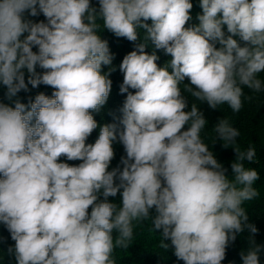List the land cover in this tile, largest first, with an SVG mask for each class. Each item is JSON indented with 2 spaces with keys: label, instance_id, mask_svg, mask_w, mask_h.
Instances as JSON below:
<instances>
[{
  "label": "clouds",
  "instance_id": "clouds-1",
  "mask_svg": "<svg viewBox=\"0 0 264 264\" xmlns=\"http://www.w3.org/2000/svg\"><path fill=\"white\" fill-rule=\"evenodd\" d=\"M98 2L99 10L90 0H0V83L7 98L29 84L55 89L28 105L0 103V223L15 242L7 253L16 264H116L114 249L128 248L133 222L150 219L154 208L161 248L170 240L185 264H221L237 233L257 232L244 207L259 196V173L245 163L255 162L256 149L236 144L240 133L228 119L217 123V137L236 154L230 179L201 138L203 113L195 103L185 111L180 84L188 78L185 92L234 113L243 107L242 86L260 92L264 0H201L199 25L189 28L190 0ZM25 12L42 13L47 23L26 20ZM100 21L130 42L138 40V29L146 31L145 42L120 64V91L128 93L119 132L126 156L123 168L111 171L117 126H102L96 142L85 143L98 126L91 112L107 102L112 86L102 74L113 57L98 35ZM149 41L172 57L171 73L145 51ZM61 156L82 163H58ZM118 193L121 204L109 202ZM252 244L241 254L243 264H259L261 247Z\"/></svg>",
  "mask_w": 264,
  "mask_h": 264
},
{
  "label": "trees",
  "instance_id": "trees-1",
  "mask_svg": "<svg viewBox=\"0 0 264 264\" xmlns=\"http://www.w3.org/2000/svg\"><path fill=\"white\" fill-rule=\"evenodd\" d=\"M91 6L99 10L98 0H90ZM193 7L190 10L191 19L185 24L186 28L199 25L198 16L203 14L200 6L201 0H190ZM24 18L30 20L33 23L45 22L46 18L42 13L33 17L25 12ZM101 28L98 35L102 40L108 42L110 54L113 59L110 65H102V74H108V78L112 81L111 91L107 102L100 108L98 112H91L97 122V128L88 136L85 141L86 144H94L99 137L100 129L106 124H115L117 126V139L113 141L114 158L109 165V171L114 168H123L121 164V157L126 156L124 146L119 141V132L123 130V125L120 123L123 113L124 102L128 95L127 92L121 93L120 88L123 84L124 74L120 71V64L123 58L130 52L136 50L137 45L144 43V37L146 31L138 29L139 38L135 42H130L126 38L117 37L114 33L103 28V22H99ZM151 26V20L147 21ZM222 30L225 34V38L231 35L227 31V26L224 25ZM25 36L27 33L24 34ZM24 36L21 37L23 39ZM233 39L237 40L241 47L248 46L238 35L233 36ZM215 47L219 49L222 45L219 42H215ZM34 52H38V47L33 46ZM145 51L151 55L153 52L159 57L156 61L158 67L164 68L167 66L168 71L171 73L170 61L172 57L165 53L164 50L155 49L151 42H147ZM25 74V82L28 80V72L23 69ZM37 73H43L38 65L36 67ZM259 78L264 85V73L259 74ZM190 84L188 78L180 84L182 94L187 100L188 107L185 111H190L191 106L195 103L198 109L203 113L204 118L207 121L205 128L201 132V138L208 145L209 149L213 152L215 158L220 162L225 169H227L226 175L231 179L233 173L231 170V164L236 159V154L233 146L228 148L224 147V142L221 141L214 131V127L221 119H228L233 127L237 128L240 135L236 138V144L241 147L242 150H246L249 146L256 149L255 162L246 163V167L253 168L259 173L260 179L254 184V187L258 190L259 196L253 201L246 202L244 204L246 214L248 216L247 223L254 225L257 228L255 234L251 233L248 228H245L242 232L236 234L234 241H229L226 248L225 259L221 264H243L241 254H246L250 247L255 245L261 247L259 252V264H264V87L260 92H254L247 87L242 86L244 96L242 97L243 107L237 113H234L227 104L219 105L216 109H212L206 102H200L192 97L189 93L184 91V85ZM55 91L50 86L39 85L33 88L30 84L28 90H21L17 93L16 97L12 100L7 98V87L0 83V103L6 104L10 107H15L14 101L20 100L25 105L29 104V101L35 100V97L43 93L48 97H52V93ZM135 89H128V92L135 94ZM30 110V109H29ZM34 123V120H33ZM187 130V126L185 129ZM58 163H67L69 166H78L82 161L80 160H68L65 156H61ZM2 178V176H0ZM119 181L117 180L116 183ZM122 191V190H121ZM100 199H103L100 196ZM109 202L120 205L122 197L118 193L116 197H109ZM91 207L89 208V213ZM156 215L155 209L150 210V219L142 222H133V238L129 242L128 248H115L112 254V258L116 261V264H185L184 261L177 259L174 255V247L171 245L170 240H165L164 243L168 244L167 249L160 247L162 240V230H153L152 218ZM115 235V234H114ZM15 242L11 239V235L5 225L0 223V264H16L14 257L9 256L7 250L9 246H14Z\"/></svg>",
  "mask_w": 264,
  "mask_h": 264
}]
</instances>
